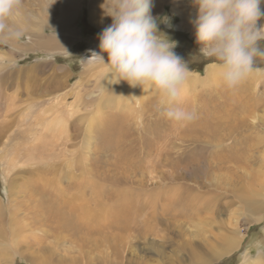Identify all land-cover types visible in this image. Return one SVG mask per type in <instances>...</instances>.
I'll use <instances>...</instances> for the list:
<instances>
[{
  "label": "rangeland",
  "instance_id": "obj_1",
  "mask_svg": "<svg viewBox=\"0 0 264 264\" xmlns=\"http://www.w3.org/2000/svg\"><path fill=\"white\" fill-rule=\"evenodd\" d=\"M103 3L17 0L3 21L0 264H264V82L252 79L264 57L234 88L210 79L193 0H153L190 70L177 106L195 119L171 121L150 85L105 86L106 64L86 62L112 23ZM52 114L64 135L42 124ZM99 205L129 218L88 226L72 209Z\"/></svg>",
  "mask_w": 264,
  "mask_h": 264
},
{
  "label": "clouds",
  "instance_id": "obj_2",
  "mask_svg": "<svg viewBox=\"0 0 264 264\" xmlns=\"http://www.w3.org/2000/svg\"><path fill=\"white\" fill-rule=\"evenodd\" d=\"M17 0H0V30ZM262 0H193L198 8L190 23L195 28L199 51L214 57L218 75L228 88L238 86L254 70V59L264 57ZM112 23L98 34L100 53L91 51L86 62H103L114 83L150 85L167 105L163 114L171 121L190 122L192 111L177 106L190 76L187 63L173 49L175 42L160 37L152 15L153 0H104L100 5ZM103 53L107 54L105 61Z\"/></svg>",
  "mask_w": 264,
  "mask_h": 264
},
{
  "label": "bare ground",
  "instance_id": "obj_3",
  "mask_svg": "<svg viewBox=\"0 0 264 264\" xmlns=\"http://www.w3.org/2000/svg\"><path fill=\"white\" fill-rule=\"evenodd\" d=\"M77 5V3H76ZM79 5V4H78ZM63 20V19H62ZM259 24L264 25V18H262L259 22ZM43 33V32H42ZM72 40V39H71ZM45 47V46H44ZM53 48V47H52ZM53 52V51H52ZM106 65H103V68L101 69V71L104 73L103 74V81L104 83H107L108 81L111 82V80L113 81V79L111 78V74H110V69L109 67L105 68ZM208 71V77L212 80L217 79V77H219L218 75V70H217V66H211L207 69ZM100 76V75H99ZM255 79L261 82H264V71H259L258 73H256L255 75H253ZM102 78V77H101ZM101 80V79H100ZM125 82V81H124ZM112 83V82H111ZM186 84V83H185ZM184 84V85H185ZM110 84L107 83V85L105 86H109ZM112 86V85H111ZM140 86V85H138ZM115 87V86H114ZM117 87V86H116ZM144 87V86H143ZM142 87V88H143ZM150 86L145 85V90L141 89L139 92L143 93V94H147V91L149 90ZM136 90H139L140 87H136ZM152 88V87H150ZM107 89V87H106ZM108 90V89H107ZM119 90V89H118ZM132 90V89H131ZM152 90V89H151ZM109 91V90H108ZM123 91V90H122ZM133 91V90H132ZM120 93V92H119ZM112 96V95H111ZM67 117L64 116V114H52L51 116L48 117H41V122L42 124H44V127L46 128L47 131H50L53 134H60V135H64L66 132V128H67V124H68V120L66 119ZM93 188V187H92ZM252 192V191H251ZM98 194L101 193V191H97ZM96 194V193H95ZM248 204H250L249 209H252V205H254V202L252 203L251 201H247ZM256 203V202H255ZM257 204V203H256ZM2 204L0 203V209H1ZM119 209V207H116ZM73 210H77V212H79L81 214L82 220H86V221H90L88 222V226L92 225V226H96L98 224L101 223V221L103 220V218L108 217L110 224L113 223L114 224H120L122 221H126L128 220L129 216L128 215H123L124 212L122 211H117L115 209H111V207L106 206V205H99L96 210L94 211L93 215L91 214V210L85 208L84 206L82 207H77L76 208H72ZM250 209V210H251ZM72 212H75L73 211ZM259 213V212H258ZM90 218V219H89ZM107 219V220H108ZM108 221V223H109ZM103 225V224H102ZM101 225V226H102ZM91 226V227H92ZM99 228V227H97ZM86 229V227H85ZM2 240V238H1ZM230 240V239H229ZM239 240V239H238ZM15 241H13L14 243ZM240 242V241H239ZM3 243V242H2ZM237 243V237L234 236L232 237V239L230 241H228V244L226 247H224L223 251L218 252L219 256H222L221 254H223L225 251H227L228 249L234 248L235 245ZM9 244V243H8ZM4 246V245H3ZM9 246V245H8ZM6 247V246H5ZM8 248V247H7ZM4 251V250H3ZM232 251V250H231ZM230 251V252H231ZM3 258V257H2ZM9 258V257H8ZM205 263V262H204ZM201 264V263H200ZM251 264V263H250Z\"/></svg>",
  "mask_w": 264,
  "mask_h": 264
}]
</instances>
